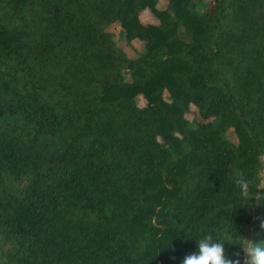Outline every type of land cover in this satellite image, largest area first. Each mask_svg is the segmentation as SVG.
Segmentation results:
<instances>
[{"label": "trees", "instance_id": "16d2710c", "mask_svg": "<svg viewBox=\"0 0 264 264\" xmlns=\"http://www.w3.org/2000/svg\"><path fill=\"white\" fill-rule=\"evenodd\" d=\"M168 1L0 0V264H181L206 231L243 264L247 225L264 240V188L234 183L264 181V0Z\"/></svg>", "mask_w": 264, "mask_h": 264}, {"label": "clouds", "instance_id": "9594fccd", "mask_svg": "<svg viewBox=\"0 0 264 264\" xmlns=\"http://www.w3.org/2000/svg\"><path fill=\"white\" fill-rule=\"evenodd\" d=\"M242 198L248 199L253 187L257 190L264 188V181L254 185L253 181L244 176H237L234 181ZM254 196L262 199L257 193ZM197 243V250L184 256L181 264H241L240 259L233 260L226 253L225 242L213 231H206L200 234ZM243 252V264H264V240L256 243L252 240L239 247ZM236 255L239 257L240 253Z\"/></svg>", "mask_w": 264, "mask_h": 264}, {"label": "rangeland", "instance_id": "374dc122", "mask_svg": "<svg viewBox=\"0 0 264 264\" xmlns=\"http://www.w3.org/2000/svg\"><path fill=\"white\" fill-rule=\"evenodd\" d=\"M208 1H211V0H193L192 5L196 9L205 10ZM168 3H169L168 0H159L158 7L161 9H165L167 8ZM140 20L143 24L158 23L159 21L158 18L155 16V14L150 9H146L140 14ZM120 31H121L120 27H117L115 29V34H116L118 43L124 48V50L126 51L129 57H136L142 51L143 43L140 42L139 40H135L131 44L127 43L126 40L122 37V34L120 33ZM182 33L186 34V32H184L183 29H182ZM136 100L140 107H144L147 104V100L145 99L143 95H138ZM188 118L198 119V120L201 119L199 116V112L195 109V107L189 114ZM227 135L231 141L238 143L237 135L233 129H230ZM262 161H263V174H264V157L262 158ZM246 228H247V233H248L247 239H246V243H247L249 242V240H251L252 236L255 234V231L253 229L254 225L252 223L248 224Z\"/></svg>", "mask_w": 264, "mask_h": 264}]
</instances>
